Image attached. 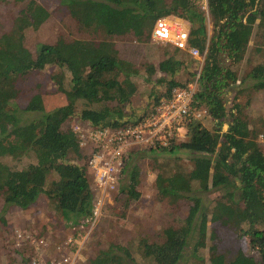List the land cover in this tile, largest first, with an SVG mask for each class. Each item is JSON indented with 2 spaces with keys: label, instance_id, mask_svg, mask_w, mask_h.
Wrapping results in <instances>:
<instances>
[{
  "label": "trees",
  "instance_id": "16d2710c",
  "mask_svg": "<svg viewBox=\"0 0 264 264\" xmlns=\"http://www.w3.org/2000/svg\"><path fill=\"white\" fill-rule=\"evenodd\" d=\"M259 1L264 2L207 0V12L213 25L208 36L205 10L195 0H59L82 27H96L108 35L132 33L137 40L151 38L157 18L170 14L181 17L190 23L189 45L198 48L204 57L197 79L199 87L192 103L195 109L206 108L215 127L209 128L193 120L187 126L184 139L166 147L137 150L134 154L185 153L193 163L189 171L178 169L168 180L161 172L156 176L158 195L171 201L187 199L190 202L182 224L165 227L163 240L150 242L143 237L138 241L136 247L141 250V256L150 257L157 264H180L187 249L197 260L201 259L199 241L208 228L203 220L205 209L200 198L202 193L214 188L228 189L221 195L228 202L223 199L220 204V225L241 230L260 258L255 260L239 247L233 251H216L207 257L208 264H264V148L256 140L243 112L248 104L235 100L228 107L225 98L230 91L233 98L236 97L239 86L247 78L253 80V91L264 89V62L244 73L238 66L256 30L262 35L264 44V6ZM28 6H32V1ZM36 8L39 13L44 9L39 5ZM27 11L23 9L9 29L0 35L2 208L3 212L10 206L27 209L39 195L45 194L55 203L64 219V227L73 229L74 225L90 223L98 193L93 191L85 169L90 153H84L70 121L75 124L87 121L92 128L116 129L136 123L153 105L138 117L129 113L128 105L137 92L133 77L139 69L121 56L110 41L91 42L59 36L52 43L38 42L33 49L28 47L26 31L35 29L43 19ZM256 19L259 21L255 22ZM167 44L172 46V53L167 51L157 66L149 63L146 67L149 76L158 72L156 82L165 87L153 104L162 96L169 98L174 87H186L188 83V80L174 78L183 66L177 56L183 50ZM48 66L59 69L52 76L58 84L61 83L58 73L63 70L70 73L66 102L46 110L41 94L34 93L24 107L19 106L16 99L20 95V83L31 72ZM27 112L39 114L25 121L23 116ZM224 122L226 130L220 129ZM27 154H33L34 160L23 167L11 166L2 160L7 155L20 159ZM132 158L130 164L129 158L125 164L131 165L130 182L119 192L138 197L135 187L139 167ZM192 237L195 241L189 245ZM210 238L216 239L213 228ZM90 264L138 263L128 248L110 243Z\"/></svg>",
  "mask_w": 264,
  "mask_h": 264
},
{
  "label": "rangeland",
  "instance_id": "374dc122",
  "mask_svg": "<svg viewBox=\"0 0 264 264\" xmlns=\"http://www.w3.org/2000/svg\"><path fill=\"white\" fill-rule=\"evenodd\" d=\"M30 1H32V6H28ZM195 1L199 3L198 0ZM263 3V1H259V4L262 6H264ZM38 5L44 8L40 11L41 13L37 12L36 7ZM23 9H27V12L32 15L38 14L43 19L35 29H28L26 31L25 43L31 49L38 42L52 43L59 36L66 39L74 38L91 42L107 40L115 44L121 56L135 63L139 69L138 74L133 77V80L137 84V92L128 105V111L129 113H133L134 117H138L145 109L149 110L154 105L153 103H155L154 99L164 92L165 87L161 85L162 83L156 82V79L159 77L158 72L149 76L146 67L149 63L157 66V63L167 51L168 53H172L171 45L158 43L150 37L149 39L143 38L142 40H137L132 33L108 35L102 29H97L96 27H82L60 5L59 0H0V35L9 29L13 19ZM205 15L208 36H210L213 25L207 11H205ZM165 17L174 22H184L190 28V23L181 17L172 14ZM258 21V19L255 20V22ZM257 31L250 38L243 60L238 63L239 69L243 70V73L251 69L253 65L264 62L262 35L258 34ZM177 56L178 59L183 61V66L174 74V78L180 81L188 80L186 84H192L195 81L199 65L201 62L203 63V55L200 54L199 57H194L185 51H181L177 53ZM58 70L53 66H48L43 70L28 74L20 83L21 91L19 97L16 99L19 106L24 107L34 93L41 94L46 110L64 104L66 102L65 90L70 87V73L67 70L58 73L61 80V83L58 84L52 77ZM252 83L253 80L251 78H247L242 82L239 86L240 93L238 92V95L236 94L234 98L231 93H227L225 95L226 104L228 107H231L235 100L241 104H248L243 108V112L247 115L250 128L256 134V140L264 148V93L260 94V91H253ZM197 89L198 86L194 91ZM161 98L165 97L162 96ZM203 109L206 108L204 106L198 108V110ZM38 114L37 112H27L23 118L25 121H29L36 118ZM196 120L206 127H215L214 121L207 113L204 114L202 119ZM226 122L220 125V129H227ZM70 124L73 127L75 126L73 120L70 121ZM64 126L66 127L67 125ZM92 145L90 142H87L83 146L85 154L90 153V146ZM134 154L135 152L129 155L127 162L130 164V159L133 157L132 160L134 159V163L139 167V175L135 187L139 195L138 197L134 196L135 198L133 195L129 197L127 194L124 195L119 192L125 183L130 182L129 173L132 170L131 165H125L120 176L119 187L106 194H102L98 188L94 189L95 181L93 173H91L92 170L88 169L89 166L88 168L85 167L93 191L95 190L98 193V198L101 201L98 204L97 216L81 229L72 230L70 226L66 229L63 225L64 219L56 209L55 203L51 199H48L45 194L39 195L37 200L27 209L30 210L28 213L26 212L27 210L25 212L20 211L15 206L14 208L8 207L3 212V203L0 197V219L6 213L7 216L15 214L16 217L22 219H25L24 216L31 218L32 214H35L34 232L47 242V248L43 249V256L49 259L50 262H57L62 253L73 247V250H71L74 252V255L78 251L77 261L80 264H90V261L101 249L106 248L110 243H116L119 247L128 248L135 256L138 264H157L152 258L141 256V250L136 247L138 241L143 237L150 242L163 240L162 232L165 227L182 224L188 213L190 202L187 199L171 201L168 197L158 195L155 186L156 176L161 172L164 174V179L168 180V177L178 169L184 172L189 171L193 167V163L191 158L185 153H161L155 155L147 152L145 154L139 153L137 154L138 156H134ZM2 160L11 166L23 167L30 161H33L34 158L33 154H27L20 159L7 155ZM82 162L84 163V161ZM214 189L202 193L200 198L205 209L203 220L208 228L207 234L204 232L202 234L203 237L199 241L200 248L198 254L203 259L197 260L198 258L193 257L187 249V253L180 264H208L207 257L213 255L216 251L223 249L233 251L239 247L255 260H259V254L250 247L247 237L241 233V230L220 225L218 219L220 204H223V199L228 202L221 195L228 189ZM32 209L34 210L32 211ZM18 212L21 214H17ZM26 219L28 218L26 217ZM212 228L216 231V239L210 238ZM69 236H73V242L65 244ZM194 241L195 237H192L189 245H192ZM7 244H9L8 241ZM61 244L66 248L58 250ZM30 246L32 250L34 245Z\"/></svg>",
  "mask_w": 264,
  "mask_h": 264
},
{
  "label": "built area",
  "instance_id": "2783aa9c",
  "mask_svg": "<svg viewBox=\"0 0 264 264\" xmlns=\"http://www.w3.org/2000/svg\"><path fill=\"white\" fill-rule=\"evenodd\" d=\"M198 1L201 8L207 11V0ZM188 37L189 26L186 23L174 22L166 17L157 18L151 31V38L156 42L172 44L191 56L199 57L198 48L189 45ZM198 76L199 72L196 74V82ZM194 92L191 85L176 86L171 90L169 98H161L142 119L116 129L92 128L87 121L75 124L73 130L80 139L81 146L87 142L93 144L90 146L88 166L92 170L95 186L101 190L102 194L118 188L123 166L131 152L166 147L175 141L182 140L185 138L188 124L204 117L207 110H198L193 106ZM100 201L97 197L92 219L97 216ZM83 226L84 224L74 225L72 230L81 229ZM14 235L16 247H22L24 244L34 245L33 252L25 256L27 261L23 260V264H80L77 261L78 251L74 255L73 247L62 253L57 262H50L43 256V249L47 248V242L36 232L17 229ZM72 237H67L65 244L73 242ZM65 248L61 244L58 250Z\"/></svg>",
  "mask_w": 264,
  "mask_h": 264
},
{
  "label": "crops",
  "instance_id": "0c3cea01",
  "mask_svg": "<svg viewBox=\"0 0 264 264\" xmlns=\"http://www.w3.org/2000/svg\"><path fill=\"white\" fill-rule=\"evenodd\" d=\"M207 33H208V30H207ZM201 65H202V62L199 65V70L201 69ZM199 70L197 71V73L199 72ZM188 85H191V87H193L194 90L197 86L199 87V84L196 81ZM257 91H260V94L264 93V89H259ZM228 93H231V91ZM10 208H14V206H10ZM16 208L24 212L25 210L28 209V208L20 209L19 207H16ZM33 210L34 209H32V211ZM26 212L28 213L30 212V210H27ZM17 214H21V213L18 212ZM24 217L25 219L18 218L16 217L15 214H12L11 216H7V213H6L5 215L3 214V217L0 219V224H1V227H0V264H22L23 260L27 261V257L25 258V256L30 255L33 252L32 251L33 248L31 250L30 244H27V245L24 244L22 247H16L14 245L15 230L23 229V230L33 231V232L35 231V228H34L35 214H32L31 218H29L28 216H24ZM26 217L28 219H26ZM7 241L9 242V244H7Z\"/></svg>",
  "mask_w": 264,
  "mask_h": 264
}]
</instances>
